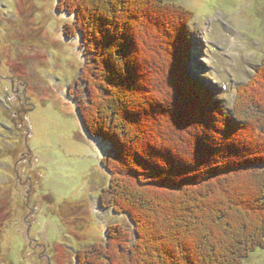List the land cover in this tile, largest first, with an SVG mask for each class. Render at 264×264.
I'll return each mask as SVG.
<instances>
[{
  "label": "trees",
  "instance_id": "trees-1",
  "mask_svg": "<svg viewBox=\"0 0 264 264\" xmlns=\"http://www.w3.org/2000/svg\"><path fill=\"white\" fill-rule=\"evenodd\" d=\"M98 1L60 0L59 10L73 16V25L65 26L67 39H79L84 48L80 78L90 91L87 100L77 95L82 104L78 112L87 135L101 142L106 152L102 165L110 175V185L106 190L108 203L102 197L104 208L127 216L132 228L123 224L111 227L105 244L78 251L76 263L190 264L189 255L195 264H244L264 248V103L251 106L249 102L257 99L251 92L264 83V59L256 77L239 88L237 104L228 113L215 93L192 76V11L170 0ZM131 2L136 9H127L125 4ZM93 3L96 7L87 20L82 6L89 9ZM164 10L169 15L161 13ZM140 12L148 22H142ZM123 15L116 24L114 20ZM161 19L173 24L163 32L177 55L180 73L163 79L157 73L155 78L164 87L153 91L143 84L146 78L137 38L154 33L153 26L163 30L164 25L154 23ZM159 38L154 33L153 45L147 46V51L158 55V50L160 58L164 53ZM146 61L154 67L159 63L151 58ZM92 82L103 95L98 102ZM241 102L246 108L240 107ZM89 116L95 119L94 126ZM141 125L146 129L136 128ZM158 131L161 135L156 137ZM147 139L149 142H142ZM223 184L255 192L254 204L223 198ZM246 195L250 200L252 195ZM170 198L186 205L178 214L182 219L175 218L171 224L161 219L158 223L163 205L155 202L163 199L167 203ZM197 211L208 220L204 230L199 226L196 231L200 233L193 236L188 229H192L193 219L197 220ZM154 236L157 243L152 244ZM119 249L132 258L121 259Z\"/></svg>",
  "mask_w": 264,
  "mask_h": 264
},
{
  "label": "rangeland",
  "instance_id": "rangeland-1",
  "mask_svg": "<svg viewBox=\"0 0 264 264\" xmlns=\"http://www.w3.org/2000/svg\"><path fill=\"white\" fill-rule=\"evenodd\" d=\"M170 1L194 14L189 23L195 56L192 74L215 93L228 113L232 112L239 88L249 84L262 67L264 0ZM131 3L125 4L127 9H136ZM90 6H82L87 20L96 7L94 3ZM61 7L60 0H0V264H77L76 253L105 244L111 227L123 224L132 228L127 216L104 208L102 202L104 197L108 203L106 190L110 185V175L102 165L106 152L101 142L87 135L80 121L78 107L82 104L77 95L87 100L90 91L80 78L84 48L79 39H67L65 26L73 25L74 20L62 13ZM144 8L148 6L144 4ZM161 13L169 15L166 10ZM140 14L142 22H148L144 12ZM154 23L164 25L163 30L152 27L160 37L164 55L159 58L158 50V55L148 53L147 46L153 45L152 31L137 38L146 78L143 84L153 91L161 86L157 73L160 79L168 75L175 78L180 73L177 55L164 34L173 24L170 20L165 24L163 19ZM148 58L158 65L149 66ZM258 88L251 92L257 97L249 101L251 106L264 103V89L259 91L264 83ZM91 89L97 102L103 99L94 82ZM240 107L246 108L242 102ZM160 111L164 112L161 107ZM88 118L94 126L95 119ZM157 135H161L159 131ZM224 187L223 198L254 204L255 192L245 187ZM245 193L252 195L250 200ZM160 201L155 202L156 206L163 205L158 223L161 219L169 224L175 218L182 219L178 214L186 205L173 198L167 203ZM202 215L197 211L189 234L195 236L200 233L196 231L199 226L202 230L207 226L208 219H202ZM195 240L192 251L197 247ZM150 241L157 243L156 236ZM126 255L119 249L121 259L132 258V254ZM188 257L190 264H195L194 257ZM244 264H264V248Z\"/></svg>",
  "mask_w": 264,
  "mask_h": 264
}]
</instances>
